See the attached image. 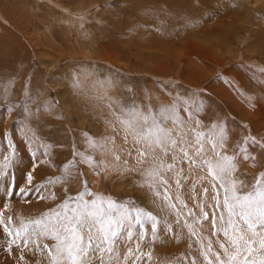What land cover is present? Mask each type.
Wrapping results in <instances>:
<instances>
[{
  "label": "rangeland",
  "instance_id": "374dc122",
  "mask_svg": "<svg viewBox=\"0 0 264 264\" xmlns=\"http://www.w3.org/2000/svg\"><path fill=\"white\" fill-rule=\"evenodd\" d=\"M256 1L0 0V166L3 157L13 153L11 141L15 159L8 171L16 185L29 192L23 199H9L4 197L6 184L0 183V212L11 216L13 225L20 218L39 217L83 192L86 180L93 193L134 202L174 221L162 200L167 187L178 208L181 201L187 205L181 225L174 224L179 239L163 232L151 243L145 239L141 247L151 251L152 259L145 256L136 264H184L181 257L190 264L191 256H197L199 264L197 237L183 227V214L194 209L200 216L196 205L203 207L207 220L195 224L193 217L187 219L199 236L212 239L218 248L212 236V177L185 162L177 164L183 168L182 187L175 185L174 169L163 173L167 186L157 180L149 188L143 173L150 165L137 164L138 146L131 138L125 143L117 117L122 107L132 104L156 109L178 102L182 119L187 121L190 111L200 121L186 129L214 131L217 139L223 130L225 143L216 151L235 156L232 179L251 185L264 173V111L258 103L264 101V0ZM166 126L181 139L179 128L170 121ZM187 139L189 144L183 146L193 155L194 133L189 131ZM92 141L115 146L120 161L94 148ZM245 146L248 159L243 158ZM203 147L204 154L195 157L198 162L214 156L207 137ZM87 158L102 162L104 170L94 171ZM172 162L170 153L165 163ZM29 165L34 169L31 184L25 179ZM203 188H208L206 197ZM219 191L222 201L224 193ZM8 239L0 227V264H36L38 255L25 250L21 261L15 245L9 254ZM120 251L123 254V246Z\"/></svg>",
  "mask_w": 264,
  "mask_h": 264
},
{
  "label": "snow or ice",
  "instance_id": "6c2138e0",
  "mask_svg": "<svg viewBox=\"0 0 264 264\" xmlns=\"http://www.w3.org/2000/svg\"><path fill=\"white\" fill-rule=\"evenodd\" d=\"M184 103L187 104L188 101ZM192 104L195 105L196 102L192 101ZM187 116V121L181 118L177 102L171 106H157L156 109H153L151 104L145 106L132 104L122 107L117 119L123 129L125 143L131 138L134 146H138L135 157L137 164L150 165L143 173L149 188H153L157 180L167 186L168 180L163 173L174 169L175 185L177 188L182 187L183 168H178L177 164L185 162L191 167L206 169L207 174L212 177L214 183L211 187L215 193L211 221L212 236L216 238L218 248L214 249L212 239L199 236L187 219L193 217L195 224L207 220L208 213L203 207L196 205L200 209V216L196 215L194 209H188L183 214V227L188 228L191 237H197L199 264H264V173L256 177L251 185L233 180L232 174L237 168L234 162L236 157L222 155L216 151L218 146L220 148L224 146L223 130L221 137L217 139L214 131L204 133L197 131L196 128L186 129V125L200 124L192 112L188 111ZM169 121L175 128L180 129V140L172 135L173 128L166 126ZM189 131L194 133L197 145L193 155H189L188 147L183 146L189 144L187 139ZM205 137L214 156L198 162L195 157L204 154ZM251 143L255 145L259 142L253 140ZM92 144L94 148L113 153L115 160L120 161L121 155L115 146L109 148L104 141H92ZM9 146L13 147V153L3 157L0 183L6 184L4 197L10 199L19 195L23 199L29 192L25 187L16 185L14 174L8 171L15 159V148L11 141ZM170 153L173 162L166 164L165 158ZM243 153L244 159L250 158L247 146L243 148ZM126 154L131 156V150H127ZM31 157L37 158L35 150L32 151ZM251 159L254 160L255 157ZM85 163L94 171L104 170L102 162L97 164L91 158H87ZM32 170H34L32 165H29L25 172L28 184L33 180ZM65 171L67 172V166ZM51 183L53 182L49 181V184ZM83 189L77 196L67 197L56 210H50L36 218L27 220L20 218L15 225L11 216L6 217L0 212V227L9 238L6 248L8 253L11 254L12 246L15 245L21 252L19 257L21 261L24 260L25 250L38 255L36 264H128L132 257H135L132 264H136L145 256L149 261L152 259L151 251L146 252L141 247L145 239L151 243L158 238L160 232L179 239V233L174 232V224L181 225V211L187 209V205L181 201L178 208L168 195L167 187L164 189L162 200L174 215V221L162 219L151 211L137 207L134 202H118L111 197L93 193L88 188L86 180L83 181ZM219 189L224 193L222 201ZM207 193L208 188H203L205 197ZM155 195L161 197L158 190ZM3 199L0 198V201ZM161 211L165 209L161 208ZM204 240H207V244ZM46 241L54 243L50 245ZM121 246L124 248L123 254L120 251ZM191 247L190 243L189 248ZM180 260H183L184 264H189L187 258L181 257ZM190 264H198L197 256H191Z\"/></svg>",
  "mask_w": 264,
  "mask_h": 264
},
{
  "label": "bare ground",
  "instance_id": "6f19581e",
  "mask_svg": "<svg viewBox=\"0 0 264 264\" xmlns=\"http://www.w3.org/2000/svg\"><path fill=\"white\" fill-rule=\"evenodd\" d=\"M256 2H258V0L256 1ZM67 12H69V10H67ZM64 13V12H63ZM250 13V12H249ZM69 14V13H68ZM65 16V15H64ZM66 17V16H65ZM59 18L61 19V17L59 16ZM59 19V20H60ZM69 19H71V17L69 18ZM71 23V22H70ZM72 25H74V24H72ZM256 42V41H255ZM256 43H258V40H257V42ZM259 44V43H258ZM101 58V57H100ZM44 64V63H43ZM47 64V63H46ZM48 65V64H47ZM48 67V66H47ZM49 69V68H48ZM245 87L247 88V89H249V90H252V87L247 83L246 85H245ZM258 103H259V105H260V107H261V109L260 110H262V111H264V101H262L261 99H259L258 100ZM261 112V111H260ZM264 114V113H263ZM262 115V114H261ZM262 116H264V115H262Z\"/></svg>",
  "mask_w": 264,
  "mask_h": 264
}]
</instances>
